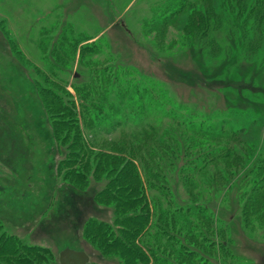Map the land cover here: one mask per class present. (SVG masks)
<instances>
[{
	"label": "rangeland",
	"instance_id": "374dc122",
	"mask_svg": "<svg viewBox=\"0 0 264 264\" xmlns=\"http://www.w3.org/2000/svg\"><path fill=\"white\" fill-rule=\"evenodd\" d=\"M145 202L164 264H264V0H0V236L121 264Z\"/></svg>",
	"mask_w": 264,
	"mask_h": 264
},
{
	"label": "trees",
	"instance_id": "16d2710c",
	"mask_svg": "<svg viewBox=\"0 0 264 264\" xmlns=\"http://www.w3.org/2000/svg\"><path fill=\"white\" fill-rule=\"evenodd\" d=\"M123 176H118L117 179H121ZM125 181V179H123ZM130 196L129 199H116L115 212L121 208L128 209L134 206L136 203L142 201L141 197L135 195L138 192L137 188L127 187L122 188ZM132 198V199H130ZM141 199V200H140ZM129 205V207H128ZM133 212L129 215H124L123 218L115 219V223H119L121 226L118 233L124 234L126 241H130L128 246L119 238L115 236L114 231L107 228L103 223H97L95 226L94 238L97 244V248L102 250L104 254L110 251L118 252L121 258V264H164L163 253L165 246L161 245L162 238L166 236L165 228L156 222L152 225L148 204L145 202V207H142V212ZM129 228V229H128ZM156 229V230H155ZM145 231V243L140 242L141 238L139 234ZM154 231V232H153ZM153 232V234H151ZM140 238V240H136ZM172 237H168L171 240ZM139 246H137V244ZM181 251V249H179ZM179 251V252H180ZM38 253H42L41 250H36L35 247L19 244L14 238L0 236V264H36L38 262ZM112 255L117 256L116 253ZM191 254L187 250L185 259L188 263V259ZM120 258V257H119ZM88 264V263H87Z\"/></svg>",
	"mask_w": 264,
	"mask_h": 264
},
{
	"label": "water",
	"instance_id": "95a60500",
	"mask_svg": "<svg viewBox=\"0 0 264 264\" xmlns=\"http://www.w3.org/2000/svg\"><path fill=\"white\" fill-rule=\"evenodd\" d=\"M61 264H87L88 258L84 254L65 252L60 256Z\"/></svg>",
	"mask_w": 264,
	"mask_h": 264
}]
</instances>
